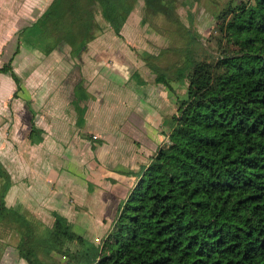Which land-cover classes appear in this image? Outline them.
<instances>
[{"label": "trees", "instance_id": "1", "mask_svg": "<svg viewBox=\"0 0 264 264\" xmlns=\"http://www.w3.org/2000/svg\"><path fill=\"white\" fill-rule=\"evenodd\" d=\"M139 3L142 25L159 15L183 41L173 78L186 93L165 121L167 141L130 173L135 183L99 243L59 214L54 236L55 225L7 207L11 183L0 165L1 227L27 264L66 252L60 242L77 264H264V0L220 4L212 18L221 53L212 61L196 60L197 32L182 22L179 0H53L30 26L45 54L59 45L80 51L108 28L119 34ZM146 60L157 82L173 79ZM8 72L19 81L11 65L0 68Z\"/></svg>", "mask_w": 264, "mask_h": 264}, {"label": "crops", "instance_id": "2", "mask_svg": "<svg viewBox=\"0 0 264 264\" xmlns=\"http://www.w3.org/2000/svg\"><path fill=\"white\" fill-rule=\"evenodd\" d=\"M120 38L108 28L80 51L68 45L49 54L42 47L25 51L18 64L30 92L18 95L14 107L8 101L15 82L0 74V163L11 179L6 206L61 215L72 198L79 211L72 228L89 241L107 232L122 199L119 180L135 178L130 173L167 141L165 121L174 114L168 84L157 83L140 59L127 58ZM4 81L10 90L3 93ZM16 242L0 224V264H27Z\"/></svg>", "mask_w": 264, "mask_h": 264}, {"label": "rangeland", "instance_id": "3", "mask_svg": "<svg viewBox=\"0 0 264 264\" xmlns=\"http://www.w3.org/2000/svg\"><path fill=\"white\" fill-rule=\"evenodd\" d=\"M53 0H0V68L5 66V64L11 65V72H14L18 77L19 81L15 82L14 93L8 101L9 107H14V99L18 97V95L25 96L30 92L27 87L30 84H26L25 81V71L24 67L20 66L19 59L25 56L24 52L30 50V48L36 49V53L41 51V47H43V39L41 35L35 34L31 27L32 23L41 15V13L51 4ZM226 0H190V2H185L184 0H179L177 12L180 15L182 22L188 27L195 30L197 33L196 37V47H195V58L197 61L200 60H215L217 55L221 53L220 50V39H218V24L212 16L220 4H222ZM131 15V17H130ZM129 19L125 21L122 25L119 34L120 41L124 42V46H127L129 50L128 57L135 62L137 60H141L147 66V58L148 62L152 64H157L165 70L169 77L173 78L174 71L178 66V62L180 61L181 54L178 49L182 46V40L175 34L174 28L170 27L168 22L163 20V17L159 15L148 16V21L146 24L142 25L141 21V3L136 4L134 9L129 14ZM31 25V26H30ZM30 26V27H28ZM130 27L129 32L126 27ZM25 29L24 32L20 33V30ZM139 27V32L134 33L135 29ZM154 27V28H152ZM152 28V29H151ZM113 31L112 28L109 30ZM166 30V31H161ZM114 32V31H113ZM122 32V33H121ZM130 33V34H129ZM41 38L39 40V37ZM123 46V47H124ZM22 47L24 50H22ZM225 48L228 50L229 46L226 45ZM163 52L161 53V51ZM43 52V51H42ZM194 52V50H193ZM161 53V55H159ZM45 54V53H44ZM149 55V56H148ZM159 55V56H158ZM158 57V58H157ZM137 60H136V59ZM137 63V62H136ZM138 64V63H137ZM22 68V69H21ZM148 68V66H147ZM1 74V73H0ZM9 75L8 73H4ZM155 75V74H154ZM1 78V76H0ZM12 78V77H11ZM13 79V78H12ZM3 79H0V82ZM14 80V79H13ZM57 79L56 77L51 78L48 81L49 84H52ZM157 82V81H156ZM166 90L167 96L170 99L171 105L174 113H176L177 103L176 97L183 98L185 97L186 85L183 81L176 80L175 78L170 79ZM159 83V82H157ZM8 82H2L1 91L8 92L10 89L7 87ZM164 85V83H161ZM160 84V85H161ZM26 92V93H25ZM77 93H82V91H77ZM28 95H26L27 97ZM19 99V98H17ZM16 99V100H17ZM24 99L21 101L20 105H24ZM19 104V102H17ZM24 134V132H23ZM3 170L9 175V171L7 168L0 163ZM81 177V176H80ZM82 178V177H81ZM121 182L119 180L120 186L119 189L122 190L120 192L119 197L122 199L125 198L130 191L131 187L135 183V178H121ZM9 180L10 175H9ZM4 181V178L0 176V188L1 183ZM9 190V188H8ZM8 192V191H7ZM7 194V193H6ZM79 196V193H78ZM78 199V197H76ZM75 198V199H76ZM87 198V196H86ZM83 199V197H82ZM81 199V200H82ZM5 203L9 202L10 199L8 195H5ZM73 199L70 198L67 201V205H69V211H65L61 216H63L70 224L74 218L76 212L79 211L73 210L71 206L73 204ZM83 201V200H82ZM8 207V206H7ZM19 209V208H18ZM23 210V209H22ZM21 210V211H22ZM24 212V211H22ZM25 214L28 216L35 217L37 220L43 222L44 225L52 228L56 223V212L50 213V211L42 210L41 212L37 211H25ZM67 213V216H64ZM5 217V216H4ZM80 222V221H79ZM83 223V222H80ZM72 225V224H71ZM84 228V227H83ZM73 229V228H72ZM74 232L77 233L75 230ZM60 230L58 225H55L52 228V233L54 236H59ZM101 235L104 232H100ZM106 233V232H105ZM81 235V234H79ZM82 236V235H81ZM83 237V236H82ZM102 236L94 237L92 243H99ZM89 241V240H87ZM90 241V242H91ZM66 252L56 253L51 255L49 258L42 259V264H77L75 261L70 259L68 255H70V249L66 246L67 242L58 243ZM75 245V244H74ZM80 246V245H79ZM87 245H84L85 248ZM75 249V248H73ZM74 251V250H72Z\"/></svg>", "mask_w": 264, "mask_h": 264}]
</instances>
